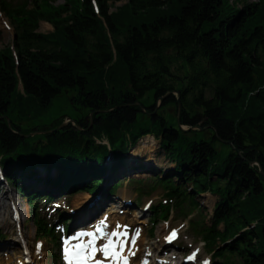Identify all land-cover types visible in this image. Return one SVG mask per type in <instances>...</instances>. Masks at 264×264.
<instances>
[{"label": "trees", "instance_id": "1", "mask_svg": "<svg viewBox=\"0 0 264 264\" xmlns=\"http://www.w3.org/2000/svg\"><path fill=\"white\" fill-rule=\"evenodd\" d=\"M118 1L0 0L14 32L0 50L4 183L25 199L35 238L58 246L55 227L72 219L43 217L41 201L106 183L113 195L110 173L150 135L173 168L155 177L167 201L150 211L149 238L169 205L198 213L196 197L208 193L211 216L189 229L209 264H264V0ZM40 23L52 30L38 32ZM63 92L82 106L76 126L28 124ZM215 142L229 150L221 161Z\"/></svg>", "mask_w": 264, "mask_h": 264}, {"label": "rangeland", "instance_id": "2", "mask_svg": "<svg viewBox=\"0 0 264 264\" xmlns=\"http://www.w3.org/2000/svg\"><path fill=\"white\" fill-rule=\"evenodd\" d=\"M9 1L15 4L22 0ZM53 1L55 5H60L63 2V0ZM246 1L253 2L254 0ZM125 2L126 0L115 2L114 6H121ZM113 10V7L110 8V11ZM51 30L50 25L46 23L39 24L38 32L48 33ZM13 39L14 32L12 26L0 11V50L11 45ZM71 96V93L63 92L52 100L50 106L45 111L31 118L28 124L38 127L50 125L55 120H62L63 123L61 125H64L62 128L68 127V124L76 126L74 121L79 117L82 106L79 103H76V105L72 104L70 100ZM140 103L146 107L152 106L154 103L153 92L141 98ZM160 105L161 101L158 100L156 106ZM166 112L168 116L170 114L173 115L175 114V108L169 106ZM25 126L26 124L24 123ZM182 129L188 128L183 126ZM40 133H51V131H41ZM36 134L38 133L30 132L29 134H24V137H32ZM215 147L219 151L218 161H221L227 156L229 150L226 145L219 142H215ZM139 165H142V167L140 169L136 168ZM172 168V162L164 156L158 141L148 135L141 138L129 150L125 167L114 175L110 173L112 179L120 183L119 188L113 195L108 196L110 187L106 183L99 191L93 194L78 192L61 197L55 194V197L48 204L45 203L43 205L44 201H41L38 211L43 217L47 219L51 217V219L54 218L55 220H57V213H63L68 218H73L74 228L82 226L80 227V231L83 230L85 232L87 227L91 226L97 218L106 213L112 206H115L120 211L118 216L125 219L124 225L126 226V230H129L128 235L136 236V233L139 232L141 236L138 239L136 237L137 245L140 244L141 246L145 245L152 248V253L148 257L149 262H152L153 258L156 257L158 262L154 264H209L211 258L202 247V242L192 234L189 229V222L200 218L199 214L207 222L212 214L213 205L217 200L215 196L206 193L196 197V201L201 205V211L198 213H191V211L187 210L186 206L179 211L174 206V203H172V206L169 205V219L167 221L159 220L157 226H155L154 238H149L148 236V231L152 226V223L149 222L150 217H152L150 213L151 209L157 204L166 203L167 201L166 197L163 196L161 187L154 185L155 177H163ZM124 176L128 179L123 180ZM6 191H9L13 197V202L6 200V209L9 215L12 214V219L17 218L19 226L14 224V221L10 228L0 226V261L7 262V255L11 256V253H15L16 255L11 257L10 264H37L41 262L43 264H58L57 261L60 257L59 249L54 243L45 239V241H41L42 247L40 251L34 249L35 229L30 222V210L25 199L10 185L2 182L0 184V202L2 201V195ZM106 196L110 199L109 202L112 203L105 206L104 199ZM101 197L103 206H100L93 215L81 217L80 219L78 216L76 217V214H80L77 207L81 202L91 199L85 208L87 209L91 207L94 200ZM11 204H18L20 209L17 211V207H14L11 210ZM135 219H140L143 223L135 225ZM173 231L176 232V237L169 242L166 238ZM13 239H17L18 242L13 243ZM131 239H129L130 244H132ZM22 242H24L25 247L28 249L26 252L23 249ZM51 254H54V259L51 258ZM172 255H174L173 258H171ZM18 256H26V261H20ZM189 257H192V259H189Z\"/></svg>", "mask_w": 264, "mask_h": 264}, {"label": "bare ground", "instance_id": "3", "mask_svg": "<svg viewBox=\"0 0 264 264\" xmlns=\"http://www.w3.org/2000/svg\"><path fill=\"white\" fill-rule=\"evenodd\" d=\"M6 200H10L11 202H13V197L10 194L9 191H6L3 195H2V201L0 202V226L2 227H6V228H10L11 225L13 224L14 219H12V214H8V210L6 209ZM91 201V199H87L83 202H81L79 204V206L77 207V210L80 212V214H76V217L78 216V218L80 219L81 217H90L91 215H93L99 208L100 206H103V201H102V197L101 198H97L96 200L93 201V204L91 205V207H88L87 209H85L89 202ZM14 207H17V211L20 209L18 204H11V210L14 209ZM120 213L119 208L112 206L111 209H109L106 213H103L99 218L96 219V221H94L92 223V225L88 226L86 231H79L80 233H94L97 237L100 236L99 233H96V228L98 226L103 227V230L105 232V237L104 238H98L96 240V245L95 247L97 249L101 248L103 246V244L106 242L107 240V236H109L111 234L112 231H122L127 233V237H120L121 241H124V251L121 252V256H127L128 259V264H154L156 262H158V260H156L157 258H153L152 262L148 261V257L150 255V253H152V248H150V246H145V245H137V240L135 242V244H130L128 241L132 236H129V230H126V226L124 225V218H121L120 216H118V214ZM9 217H8V215ZM18 215H20L18 213ZM92 218V217H91ZM103 222V224H102ZM143 223V221L140 219H135V225L136 224H140ZM120 226L119 228L117 226ZM128 229V228H127ZM141 236V234L139 233V236L137 237V239ZM90 239L89 236L85 235V237H83V240H78L76 241L77 243H83L85 240ZM25 240V239H24ZM113 241H116V237L113 238ZM13 243H17V239H13L12 241ZM11 242V243H12ZM117 250H119V244H117ZM129 251H131L132 253H134V255H129ZM12 255H7V262H1L0 264H10L11 262V257L15 256V253H11ZM157 254V253H156ZM156 256V255H155ZM174 255L171 256V258H173ZM19 260L22 262L26 261V256H18ZM38 257V256H37ZM110 259H112L111 257L109 258H105L103 253L100 251H96L95 255L89 259V263H91L92 261H104V264L108 263L110 261ZM162 262V261H161ZM37 264H43L41 263H37Z\"/></svg>", "mask_w": 264, "mask_h": 264}, {"label": "snow or ice", "instance_id": "4", "mask_svg": "<svg viewBox=\"0 0 264 264\" xmlns=\"http://www.w3.org/2000/svg\"><path fill=\"white\" fill-rule=\"evenodd\" d=\"M103 224V222H102ZM120 227L119 225L117 226ZM96 233H99L100 236L97 237L94 233H79L74 239L77 240H83V237L85 235L89 236L90 239L87 241V243H77L74 245L75 251L72 250V248L65 247L64 253H65V260L68 261V264H73L75 261V264H87V261L92 258L95 255V252L98 250L103 253L105 258H113L117 260L118 264L119 261H123V264H128L127 256H121V252L124 251V241L120 240V237H127V233L122 231H112L109 236H107V243L103 244V246L99 249L95 247L96 240L98 238H104L105 232L103 230V227L98 226L96 228ZM139 236V232L136 233V236H134L131 239V243L135 244L136 237ZM112 237H116V241L114 242ZM176 237V232L173 231L166 239L171 242ZM67 244V241L65 242ZM117 244H119V250H117ZM39 248V245L37 246ZM129 255H134L131 251H129ZM189 259H192V257H189ZM95 264H101L99 260L95 261Z\"/></svg>", "mask_w": 264, "mask_h": 264}, {"label": "water", "instance_id": "5", "mask_svg": "<svg viewBox=\"0 0 264 264\" xmlns=\"http://www.w3.org/2000/svg\"><path fill=\"white\" fill-rule=\"evenodd\" d=\"M178 101V105H177V114H178V110H179V100H177ZM137 105V104H136ZM91 115V114H90ZM178 117V116H177ZM64 125H60L57 129H60V128H62ZM181 129H182V127H181ZM184 130V129H183ZM185 130H188V129H185Z\"/></svg>", "mask_w": 264, "mask_h": 264}]
</instances>
